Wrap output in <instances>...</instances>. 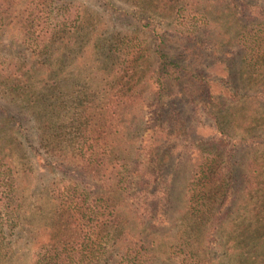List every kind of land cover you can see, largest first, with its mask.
I'll use <instances>...</instances> for the list:
<instances>
[{
	"label": "rangeland",
	"instance_id": "rangeland-1",
	"mask_svg": "<svg viewBox=\"0 0 264 264\" xmlns=\"http://www.w3.org/2000/svg\"><path fill=\"white\" fill-rule=\"evenodd\" d=\"M193 1L21 0L16 5L13 0L10 4L8 0H0V5L6 4V11L12 16L22 13L21 20H26L29 10L31 14L27 21H34L28 32L27 27L16 26L20 19L15 23L0 20V69H34L22 91L14 88L11 92L8 85H0V219L5 213L11 219L15 218V232L5 229L2 233L3 251L8 255L0 259V264H35L37 255L43 264L49 261L50 264H83L84 247L94 242L105 244L109 225L102 215L99 217L101 229L96 231V236L95 221L89 211H52L49 205L52 189L47 173L38 168L30 177L22 172L18 175V170L20 164L30 161L37 166L49 143L45 138L48 131L52 135L51 144L77 146L80 141L78 115L84 114L83 109L89 124L104 114L114 115L117 109L113 102L127 97L132 84L137 85L133 97H140L137 110H140L145 125L139 134L134 129L127 133L126 143L130 144L136 138L143 140L145 150L142 158L137 160L139 168L147 164L149 146L156 145V162L165 153L174 151L176 154L164 172L154 173L155 179L143 175V181L152 188H163L156 185L165 187L168 176V195L160 200L153 216L144 217L155 244L139 246L152 255L150 264H179V260L174 259L176 217L182 208L185 185L198 182L202 162L208 161L211 167L215 163L230 167L231 187L227 203L222 205V219L243 198L242 191L246 186L256 179L264 182V173L256 176L244 170L251 164L249 156L255 146L251 139L248 140V133L261 135L264 132L263 124L253 122L254 118L264 117V78L239 76L243 51L238 47L229 46L215 52L199 49L198 44L210 41L206 33L216 35L212 28L195 33L197 50H184L183 31L191 29L190 24L197 17L195 12H189ZM235 1L226 0L233 4ZM183 21L188 24L183 26L180 24ZM162 40L167 42L169 53L186 59L187 67L195 77L207 78L212 97L219 96L221 86L249 96L233 100L224 95L221 97L219 109L229 114L224 135L210 127L213 119L207 115L211 109L202 106V99L206 97L200 86L203 80L196 82L194 87L185 83L186 80L176 81L171 66L165 70L159 68L156 50ZM126 48L132 53L137 52L138 60L134 64L129 63L131 60L126 62L121 55L126 54ZM259 89L263 91L259 92ZM19 90L23 94L18 93ZM256 93L260 94L257 99L250 97ZM8 97L30 99L26 101L28 104L17 105L11 104ZM110 101L111 105L104 106ZM168 118L181 119L191 131L190 139L181 143L169 137V142L162 147L167 138L164 139L158 126L166 129L164 125ZM61 133L63 135L59 136ZM98 139V135L89 136L87 144H94ZM180 152L181 156L176 158ZM258 156L264 162V152L260 151ZM62 171L63 177L79 185L75 195L81 194L82 188L86 191L80 206L92 207L96 198L93 195L98 190L96 182L75 166H66ZM143 186L147 190L151 188ZM262 192L261 188V195ZM261 204L264 208L263 201ZM154 208L152 206L149 211ZM214 208L220 210L219 203ZM144 210L140 208L137 214L145 215L141 214ZM214 224L217 227L219 222ZM133 225L131 228L136 231ZM205 228V231L209 229L208 226ZM205 233L203 235H207ZM248 238L240 240L254 239ZM196 241L198 246L192 247L195 252H204L208 248L212 259L221 255L212 238L203 236ZM120 255L122 251L113 252L114 259H119ZM101 264H105V260Z\"/></svg>",
	"mask_w": 264,
	"mask_h": 264
},
{
	"label": "trees",
	"instance_id": "trees-1",
	"mask_svg": "<svg viewBox=\"0 0 264 264\" xmlns=\"http://www.w3.org/2000/svg\"><path fill=\"white\" fill-rule=\"evenodd\" d=\"M11 1L8 0V4ZM20 2L21 0H13L16 5ZM232 4V2L227 3L226 0H194L189 5V12H195L197 17L191 22V29L183 31L184 35L181 40L185 44L183 48L184 50H197L195 33L205 28H212L216 31V35L205 32L210 41L203 42V44L207 43L206 45L198 44L199 49L215 52L229 46L238 47L243 51L239 76L264 78V0H237ZM29 14L31 11L28 10L26 20H21L23 19L22 13L12 16V13L6 11V4L3 7L0 5L1 21L15 23L17 19H20L16 22L18 25H15L20 26V29L27 27L28 32L33 28L34 22L27 21L30 18ZM180 24L185 26L188 23L183 21ZM169 51L167 42L160 41L156 50L157 60L160 62L159 68L165 70L171 66V70H175L176 81L186 80L185 83L194 87L197 86H195L196 82L203 80L201 85L199 84L206 95L202 99V106L204 109L206 107L211 109L207 115L208 118L213 119L210 127H215L217 133L224 135V125L229 114L219 109L221 97L224 95L233 100L249 96L234 88L221 86L223 91L220 90L219 96L212 97L207 78L195 77L194 73L189 71L186 59L182 60L178 55L171 54ZM125 52L126 54L121 55L125 57L126 62L131 60L129 63L134 64L138 60L137 52L132 53L128 48ZM32 71L34 72V69L29 67L0 69V85H8L11 92L14 88L22 91L29 83V75ZM136 88L137 85L132 84L131 93L127 97H121L113 102V106L117 109L114 115L104 114L93 124L87 123L88 115L83 109L84 114L81 117L78 115L77 128L80 141L77 146L51 144L52 135L48 131L45 133V138L49 143L45 145L46 150L44 155L38 159L37 166L32 161L19 165L18 175H22V172L24 176L33 177L38 168L48 174L49 186L52 189L49 194L52 196V201L49 205L54 213L62 211L71 213L72 210L89 211L95 221L93 230L96 236L98 234L96 231L101 229L99 217L102 215L104 222L108 223L107 241L104 245L94 242L84 247L83 264H101L103 260L105 264H150L152 259V255L139 246L145 243L151 246L155 244V237L150 233L151 229L144 217L153 216L156 206L164 199V196L168 195V176H166L167 185L165 187L156 185L163 188H152L151 184L143 181V175L155 179L154 173L158 170L159 173L164 172L176 154L174 151L165 153L156 162L158 159L156 145L149 146L146 152L147 164L139 168L140 163L137 160L142 158L143 150H145L142 147L143 140H136V138L132 139L130 144L126 143V135L131 130L138 131V134L144 131V119L140 110H137L140 97H133ZM20 90L18 93L23 94ZM259 90L257 91H263ZM258 95L260 94L256 93L250 97L257 99ZM29 99L30 97H8L11 104L17 105L28 104L26 101ZM111 104L112 101L104 106ZM249 119L252 121V118ZM168 120L164 125L166 129L158 126L164 139L167 138L166 142L162 143V147L169 142L170 138L181 143L190 139L191 131L181 119L168 118ZM253 120L254 123L264 125V117ZM248 134V140L251 139L255 146L249 156L251 164L244 167V170L246 173L258 176L264 173V162H261L258 156L260 151L264 152V132L261 135ZM62 135L61 133L59 136ZM94 135L99 136L98 142L87 144L88 137ZM137 144L139 146H136ZM181 152L176 158L181 156ZM260 155L263 154L260 153ZM66 166H75L96 182L98 190L93 195L96 198L92 207L90 205L80 206L81 198L85 196L86 191L82 188L81 194L75 195L79 185L63 177L62 169ZM16 167L18 168V165ZM229 172L228 164L222 166L215 163L211 167L208 161L202 162L198 182L192 181L185 185L187 190L183 197L182 208L176 217L177 231L174 235L176 242L174 259L177 258L179 264H264V208L261 204L262 201L264 202V182L256 179L252 185L246 186L242 191L244 199L239 200L233 210L222 219V205L227 203L231 187ZM153 182L157 184L156 181ZM143 184L151 187L150 191ZM261 188L263 189L262 195ZM217 203L220 205V210L216 211L214 207ZM152 206L155 207L154 210L149 211ZM140 208L145 209L141 213L145 215L137 214ZM14 220V216L11 219L7 213L4 214V218L0 219V259L8 255V252L3 251L2 233L5 229L9 231L14 229ZM216 221L219 222L217 227L214 224ZM132 223L136 231L131 228ZM205 226L209 227L207 231H205ZM204 232H207L205 233L207 235H203ZM203 236L216 241L221 251L219 258L212 259L208 248H205L204 252L193 250L192 247L198 246L196 240ZM213 236L216 238L214 239ZM246 236L254 239L248 242L240 240ZM117 250L122 251V255L119 259H114L113 252ZM74 253L77 254V251ZM71 254L70 252L68 255ZM180 255L181 259L178 258ZM35 257H37L35 264H43L39 255ZM53 259L51 257V260ZM47 264H50V261Z\"/></svg>",
	"mask_w": 264,
	"mask_h": 264
}]
</instances>
